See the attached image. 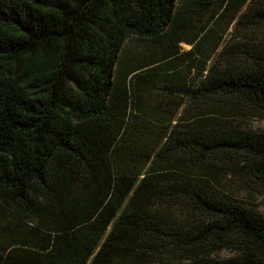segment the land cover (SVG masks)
<instances>
[{"label": "trees", "instance_id": "16d2710c", "mask_svg": "<svg viewBox=\"0 0 264 264\" xmlns=\"http://www.w3.org/2000/svg\"><path fill=\"white\" fill-rule=\"evenodd\" d=\"M247 1L0 0V264H264V215L212 181L222 157L264 179V129L217 127L264 107V0L239 62L178 66L205 39L194 14Z\"/></svg>", "mask_w": 264, "mask_h": 264}, {"label": "rangeland", "instance_id": "374dc122", "mask_svg": "<svg viewBox=\"0 0 264 264\" xmlns=\"http://www.w3.org/2000/svg\"><path fill=\"white\" fill-rule=\"evenodd\" d=\"M255 5H257L256 0L247 1L236 12L234 17L231 14L224 16L222 13H219L221 10L217 13L215 9L193 15L198 26L206 25V30L203 34V38L205 39L202 42L198 41L195 48L185 41L179 43V49L182 52L187 51L191 47V49H194L191 54V57L194 58L193 62L185 60L178 63L179 70L184 71L181 73L184 78L200 80V64L209 67L217 61L221 67H224L229 61L228 57L231 59L234 57V61L239 62L237 58L242 57L245 43L256 41V39L263 35L262 28H255L256 25L252 23L239 22L241 17L248 13L250 8ZM126 47L129 51L138 55H144V57L151 51L158 49V46L135 39L128 41ZM202 73H205L204 69ZM156 92L157 89L152 92L153 95ZM157 97L155 98L157 99ZM233 103L235 108L231 107L228 110H220L217 113L221 117L217 127L227 126V123H224V121L229 120L244 129H264V107H254L242 101H234ZM186 106H189L188 100H185L183 104V107ZM179 115L180 113L175 118L179 117ZM236 162V159L224 157L215 162L214 171L217 172V178H212V181L225 194L234 198L237 203L264 215V179L257 178L250 173L248 167L243 165L242 162ZM232 255H234V251L230 248H223L213 253V256L217 258L230 257ZM191 261L188 259L178 260L173 253H166L155 258L154 262L150 260L146 262L137 261L134 264H189Z\"/></svg>", "mask_w": 264, "mask_h": 264}]
</instances>
